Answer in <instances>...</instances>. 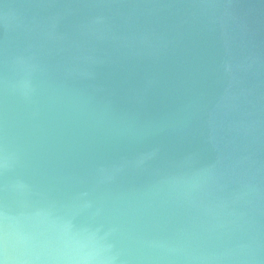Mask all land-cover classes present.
Instances as JSON below:
<instances>
[{
	"label": "water",
	"instance_id": "obj_1",
	"mask_svg": "<svg viewBox=\"0 0 264 264\" xmlns=\"http://www.w3.org/2000/svg\"><path fill=\"white\" fill-rule=\"evenodd\" d=\"M0 264H264V0H0Z\"/></svg>",
	"mask_w": 264,
	"mask_h": 264
}]
</instances>
